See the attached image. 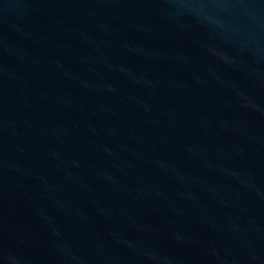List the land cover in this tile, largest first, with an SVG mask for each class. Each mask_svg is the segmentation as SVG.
Segmentation results:
<instances>
[{
	"label": "water",
	"instance_id": "95a60500",
	"mask_svg": "<svg viewBox=\"0 0 264 264\" xmlns=\"http://www.w3.org/2000/svg\"><path fill=\"white\" fill-rule=\"evenodd\" d=\"M0 264H264V0H0Z\"/></svg>",
	"mask_w": 264,
	"mask_h": 264
}]
</instances>
